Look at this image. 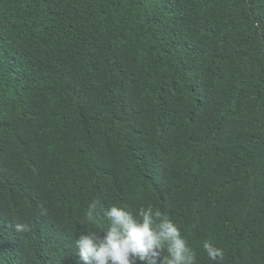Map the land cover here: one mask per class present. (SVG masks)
Here are the masks:
<instances>
[{
  "label": "trees",
  "instance_id": "trees-1",
  "mask_svg": "<svg viewBox=\"0 0 264 264\" xmlns=\"http://www.w3.org/2000/svg\"><path fill=\"white\" fill-rule=\"evenodd\" d=\"M92 201L264 264V0H0V264H77Z\"/></svg>",
  "mask_w": 264,
  "mask_h": 264
},
{
  "label": "clouds",
  "instance_id": "clouds-1",
  "mask_svg": "<svg viewBox=\"0 0 264 264\" xmlns=\"http://www.w3.org/2000/svg\"><path fill=\"white\" fill-rule=\"evenodd\" d=\"M85 221L96 230L81 233L75 240L77 264H197L196 252L160 209L140 207L133 213L113 205L100 211L97 202L92 201ZM14 227L18 233L31 230L26 223ZM97 229L103 230L102 237ZM201 247L211 261L222 264L223 248L210 240Z\"/></svg>",
  "mask_w": 264,
  "mask_h": 264
}]
</instances>
